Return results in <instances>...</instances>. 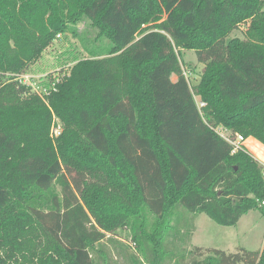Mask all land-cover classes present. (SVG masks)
Returning a JSON list of instances; mask_svg holds the SVG:
<instances>
[{
    "label": "trees",
    "instance_id": "obj_1",
    "mask_svg": "<svg viewBox=\"0 0 264 264\" xmlns=\"http://www.w3.org/2000/svg\"><path fill=\"white\" fill-rule=\"evenodd\" d=\"M86 17L113 46L56 79L46 103L16 77ZM183 49L205 65L194 87ZM220 126L264 145V0H0V264H181L178 209L224 226L264 216V166L232 153ZM122 228L138 254L103 243ZM240 250L188 264H264V247Z\"/></svg>",
    "mask_w": 264,
    "mask_h": 264
},
{
    "label": "rangeland",
    "instance_id": "obj_2",
    "mask_svg": "<svg viewBox=\"0 0 264 264\" xmlns=\"http://www.w3.org/2000/svg\"><path fill=\"white\" fill-rule=\"evenodd\" d=\"M248 24L247 22L240 23L227 36V40L234 37L245 38ZM71 28L72 31L58 37L46 49L43 56L36 63L32 64L26 73L30 77L28 81L31 83L32 90L42 96L46 103H48V99L47 95H44L46 93L45 90H48V87L53 89L56 79L58 80L60 77L68 74L73 65L79 60L89 58L95 52L107 55L113 46L110 39L98 35V28L92 24V20L88 17L72 25ZM139 37L140 35H138ZM180 63L183 74L190 86L194 87L201 78V73L205 66L204 63L198 60L196 51L191 49H183L181 51ZM172 79L176 81L177 75L174 74ZM195 99L196 101L200 100L198 96H195ZM56 118L58 119L56 121L57 124H59L63 131V123L60 117L52 113L50 136L55 143L61 136L56 137L52 135V124ZM217 131L223 135L230 134L222 126L218 127ZM254 141L260 143L254 137L246 138L243 143L245 149L253 156L256 154L255 149L252 147V142ZM258 147H260L259 150L262 153L261 149H263L264 145L258 144ZM57 188L59 191L60 186H57ZM150 222L151 224L154 222L153 217H150ZM187 227H191L189 233H187ZM168 231L180 237L175 240L176 245L179 246L175 258H181V264H188L191 261V251H195L196 255L203 257L213 249L225 250L227 253H236L240 252L241 248L260 251L264 247V216H262L259 210H250L242 216L236 225L224 226L217 223L206 213L196 215L185 208H180L176 211L172 225L168 228ZM181 233H186L187 235H184L182 238ZM109 237L122 242L130 251L138 254L129 229L122 228L118 230L117 234H108L103 243L113 248V243H111ZM197 248L199 249L196 251ZM114 256L115 260L118 259L120 261L119 263L128 264L127 260L120 258L117 253ZM166 264L176 263L172 260Z\"/></svg>",
    "mask_w": 264,
    "mask_h": 264
},
{
    "label": "built area",
    "instance_id": "obj_3",
    "mask_svg": "<svg viewBox=\"0 0 264 264\" xmlns=\"http://www.w3.org/2000/svg\"><path fill=\"white\" fill-rule=\"evenodd\" d=\"M60 37V36H58ZM27 72L25 73H22L20 75H18L16 77V80L21 82L22 84H25V85H28L31 87V83H29V79L30 77L28 76V74H26ZM29 78V79H28ZM32 88V87H31ZM47 91V90H45ZM48 93V92H47ZM197 104L199 106V108L203 107L206 105V103L204 101H197ZM58 119L56 118L54 121H53V124H52V135L53 136H56L58 137L59 135L62 134V128L59 126V124H57V121ZM223 138H225L231 145H232V153H235L237 152L238 150H240L242 147H243V143L245 141V137L241 134H237L235 137H231L230 134L228 135H223L222 133H219ZM263 166H264V163H262ZM263 174H264V170H263ZM264 204V202L262 203Z\"/></svg>",
    "mask_w": 264,
    "mask_h": 264
},
{
    "label": "crops",
    "instance_id": "obj_4",
    "mask_svg": "<svg viewBox=\"0 0 264 264\" xmlns=\"http://www.w3.org/2000/svg\"><path fill=\"white\" fill-rule=\"evenodd\" d=\"M246 140V139H245ZM257 140V139H256ZM258 141V140H257ZM260 142V141H259ZM258 144H260V145H262V143L260 142V143H258V142H256V141H254V142H252V147L255 149L254 151H255V157L256 158H258L262 163H264V154H262L263 152H264V147H263V149H261L262 150V153L260 152V147H258Z\"/></svg>",
    "mask_w": 264,
    "mask_h": 264
}]
</instances>
